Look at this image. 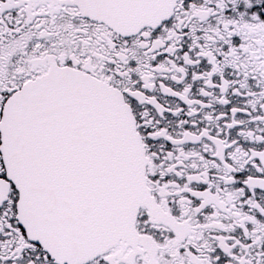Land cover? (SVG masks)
I'll use <instances>...</instances> for the list:
<instances>
[{"label":"snow or ice","instance_id":"obj_1","mask_svg":"<svg viewBox=\"0 0 264 264\" xmlns=\"http://www.w3.org/2000/svg\"><path fill=\"white\" fill-rule=\"evenodd\" d=\"M0 264H264V0H0Z\"/></svg>","mask_w":264,"mask_h":264}]
</instances>
